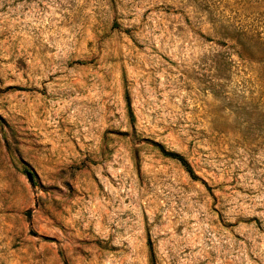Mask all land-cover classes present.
<instances>
[{
	"label": "rangeland",
	"instance_id": "obj_1",
	"mask_svg": "<svg viewBox=\"0 0 264 264\" xmlns=\"http://www.w3.org/2000/svg\"><path fill=\"white\" fill-rule=\"evenodd\" d=\"M0 264H264V0H0Z\"/></svg>",
	"mask_w": 264,
	"mask_h": 264
},
{
	"label": "trees",
	"instance_id": "obj_2",
	"mask_svg": "<svg viewBox=\"0 0 264 264\" xmlns=\"http://www.w3.org/2000/svg\"><path fill=\"white\" fill-rule=\"evenodd\" d=\"M126 101H127V105H128V110H129V115L134 118L133 112H132V108H131V100H130V96L129 94L126 95ZM161 151L165 154L168 155L169 157H171L172 159L177 160L183 167L184 169L188 172V174L193 178V179H197V175L195 174L192 166L188 163V161L183 157L180 156L178 154H171V153H167L165 152L163 146H158ZM151 262H154V256H153V250L151 247Z\"/></svg>",
	"mask_w": 264,
	"mask_h": 264
},
{
	"label": "water",
	"instance_id": "obj_3",
	"mask_svg": "<svg viewBox=\"0 0 264 264\" xmlns=\"http://www.w3.org/2000/svg\"><path fill=\"white\" fill-rule=\"evenodd\" d=\"M29 177L31 178V174L29 175Z\"/></svg>",
	"mask_w": 264,
	"mask_h": 264
}]
</instances>
